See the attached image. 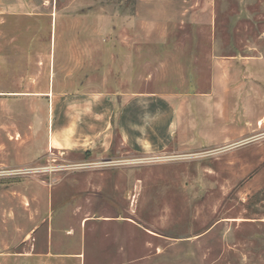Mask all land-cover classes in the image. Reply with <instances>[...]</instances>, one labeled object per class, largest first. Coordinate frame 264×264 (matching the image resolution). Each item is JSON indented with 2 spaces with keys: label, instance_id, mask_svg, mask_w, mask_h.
<instances>
[{
  "label": "rangeland",
  "instance_id": "374dc122",
  "mask_svg": "<svg viewBox=\"0 0 264 264\" xmlns=\"http://www.w3.org/2000/svg\"><path fill=\"white\" fill-rule=\"evenodd\" d=\"M127 9L155 27L135 36L133 91L172 99L173 142L130 151L113 116L104 158L51 149L34 93L69 20L87 23L75 50L99 54L86 96H112L128 48L94 23ZM91 162L111 167L70 168ZM0 264H264V0H0Z\"/></svg>",
  "mask_w": 264,
  "mask_h": 264
},
{
  "label": "crops",
  "instance_id": "0c3cea01",
  "mask_svg": "<svg viewBox=\"0 0 264 264\" xmlns=\"http://www.w3.org/2000/svg\"><path fill=\"white\" fill-rule=\"evenodd\" d=\"M114 17L109 21H102L100 18L95 21L94 26L98 27L99 31H102L103 28L109 30L113 34L111 36L113 41L125 42L129 49V51L127 49L125 52L111 55L115 61L113 71L115 72V82L118 84L116 94L107 96L103 91L95 90L96 92L93 91L92 96H86L87 90L92 89L90 88L91 81L94 82L93 77L91 79L87 74V67L92 65L89 62L91 60L94 62L99 54L86 52V50L80 51V48L78 51L75 50V43L80 44L82 37L79 31L76 35L74 30L85 28L87 24L80 19L69 20L67 26L71 30L65 34L69 46L65 54L59 56L60 65L58 67L55 65L56 58L53 57L47 88L34 93V95L46 97L48 101L49 147L55 151H62L65 155L86 153L91 160L102 159L108 155L111 141L109 131L112 128L113 116L119 129L121 145L130 151L136 149L144 152L147 147H156L160 150L166 148L174 140L179 118L173 110L172 99L164 94H135L132 88L135 75L134 60L137 58L132 50L135 36L140 30L142 36L146 35L149 40H152L151 37L155 32H152L151 29L155 27L146 23V18L142 17L137 26L139 30L136 31L135 26L138 21L129 10L126 12L125 19L119 13H116ZM115 98L120 102L121 110L118 114L114 109V104H111L112 99L115 100ZM110 164L73 163L70 168H109ZM69 176L72 175L68 173L64 178ZM93 176H84L85 179H89H86L85 182L88 180L87 183L90 186H94L90 180L93 179ZM82 223L79 224L80 232L83 230ZM62 231H64L63 237L65 238L75 235V231L71 227H65ZM48 235L52 237V229L47 225V248L43 255L56 258L49 249L51 243L49 244L47 241ZM69 255L65 253V258H62V254H56L58 258L65 260Z\"/></svg>",
  "mask_w": 264,
  "mask_h": 264
}]
</instances>
